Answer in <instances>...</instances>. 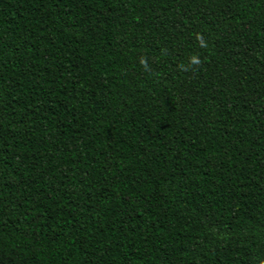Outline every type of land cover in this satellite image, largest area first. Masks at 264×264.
<instances>
[{
  "label": "trees",
  "instance_id": "trees-1",
  "mask_svg": "<svg viewBox=\"0 0 264 264\" xmlns=\"http://www.w3.org/2000/svg\"><path fill=\"white\" fill-rule=\"evenodd\" d=\"M0 264H264V0H0Z\"/></svg>",
  "mask_w": 264,
  "mask_h": 264
},
{
  "label": "clouds",
  "instance_id": "clouds-1",
  "mask_svg": "<svg viewBox=\"0 0 264 264\" xmlns=\"http://www.w3.org/2000/svg\"><path fill=\"white\" fill-rule=\"evenodd\" d=\"M192 62H193L194 64H199V63H200V61H199L198 59H195V58H193Z\"/></svg>",
  "mask_w": 264,
  "mask_h": 264
}]
</instances>
